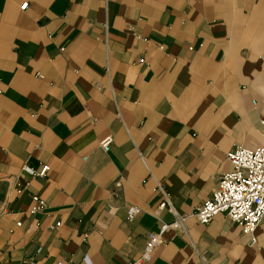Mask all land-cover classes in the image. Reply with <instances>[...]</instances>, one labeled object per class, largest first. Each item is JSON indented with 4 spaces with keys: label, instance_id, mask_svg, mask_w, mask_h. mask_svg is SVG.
<instances>
[{
    "label": "crops",
    "instance_id": "1",
    "mask_svg": "<svg viewBox=\"0 0 264 264\" xmlns=\"http://www.w3.org/2000/svg\"><path fill=\"white\" fill-rule=\"evenodd\" d=\"M263 116L264 0H0V264L137 260L158 183L191 213ZM256 236L191 217L147 264H264Z\"/></svg>",
    "mask_w": 264,
    "mask_h": 264
},
{
    "label": "built area",
    "instance_id": "2",
    "mask_svg": "<svg viewBox=\"0 0 264 264\" xmlns=\"http://www.w3.org/2000/svg\"><path fill=\"white\" fill-rule=\"evenodd\" d=\"M28 2L22 4L25 9ZM140 62H145L140 58ZM261 132L264 138V116L260 119ZM113 142L112 136H107L100 142L103 149L109 148ZM227 159L230 168L220 178L217 187L210 198L202 202L191 213L180 212L171 202L169 192L158 183L162 200L159 210L167 209L173 216L170 222H161L157 230L150 231L145 240V246L141 256L128 264H147L154 250L165 243V234L169 229L187 231L188 219L193 217L199 224L206 225L219 214H225L233 223L241 227L243 233L250 237L252 245L257 243L256 231L264 218V143L257 148H247L242 145L234 146L228 153ZM23 169L37 178L47 176L49 165L43 164L39 168L25 165ZM32 213H37L46 207V201L33 196ZM141 208L130 205L127 211L128 220H133ZM20 225V222H19ZM57 225H60L58 222ZM85 262L91 264L85 256ZM58 264H64L59 262Z\"/></svg>",
    "mask_w": 264,
    "mask_h": 264
}]
</instances>
